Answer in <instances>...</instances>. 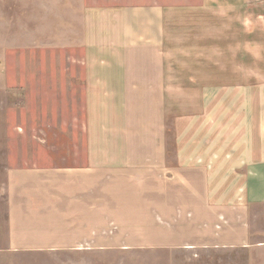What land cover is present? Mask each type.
Masks as SVG:
<instances>
[{
    "label": "crops",
    "instance_id": "0c3cea01",
    "mask_svg": "<svg viewBox=\"0 0 264 264\" xmlns=\"http://www.w3.org/2000/svg\"><path fill=\"white\" fill-rule=\"evenodd\" d=\"M70 49L84 153L8 171L12 249L104 247L112 228L157 230L149 241L117 234L111 245L124 246H248L252 229L262 239L264 0L91 6ZM148 188L156 212L168 208L150 228ZM117 212L142 220L132 228Z\"/></svg>",
    "mask_w": 264,
    "mask_h": 264
},
{
    "label": "rangeland",
    "instance_id": "374dc122",
    "mask_svg": "<svg viewBox=\"0 0 264 264\" xmlns=\"http://www.w3.org/2000/svg\"><path fill=\"white\" fill-rule=\"evenodd\" d=\"M197 2L0 0V264H264V236L258 238L254 229V243L248 246L111 245L119 233L123 234L121 242H127L129 236L149 241L150 235H158L150 228V221L158 216L166 220L163 210L168 208L163 207L161 214L156 212V207L149 204V188L142 208L143 222L150 229H108L104 247L53 251H15L10 247L8 171L68 166L84 153L75 120L81 122L83 118V70L77 63L79 49H70L82 38L84 9L109 3L177 6ZM118 218L128 221L132 228V221L142 220L140 215L135 219L134 215L121 214ZM32 226L26 230V240L32 239L27 233L35 231ZM56 229L51 230L53 237L60 231Z\"/></svg>",
    "mask_w": 264,
    "mask_h": 264
}]
</instances>
